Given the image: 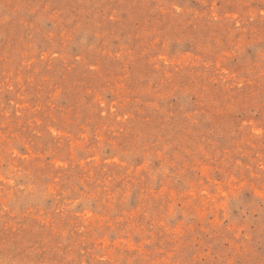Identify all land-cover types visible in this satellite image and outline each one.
<instances>
[{
    "label": "rangeland",
    "instance_id": "obj_1",
    "mask_svg": "<svg viewBox=\"0 0 264 264\" xmlns=\"http://www.w3.org/2000/svg\"><path fill=\"white\" fill-rule=\"evenodd\" d=\"M0 264H264V0H0Z\"/></svg>",
    "mask_w": 264,
    "mask_h": 264
}]
</instances>
